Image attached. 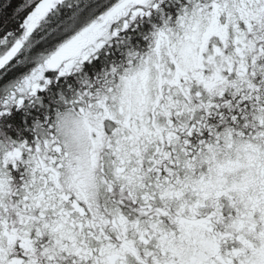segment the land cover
Masks as SVG:
<instances>
[{
	"label": "snow or ice",
	"instance_id": "snow-or-ice-1",
	"mask_svg": "<svg viewBox=\"0 0 264 264\" xmlns=\"http://www.w3.org/2000/svg\"><path fill=\"white\" fill-rule=\"evenodd\" d=\"M0 264H264V0H0Z\"/></svg>",
	"mask_w": 264,
	"mask_h": 264
}]
</instances>
